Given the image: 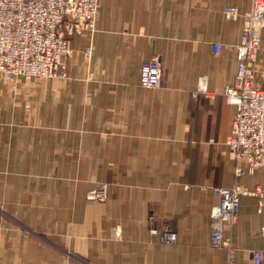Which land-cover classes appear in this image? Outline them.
Masks as SVG:
<instances>
[{
    "label": "crops",
    "instance_id": "crops-1",
    "mask_svg": "<svg viewBox=\"0 0 264 264\" xmlns=\"http://www.w3.org/2000/svg\"><path fill=\"white\" fill-rule=\"evenodd\" d=\"M251 1L99 0L92 30L65 32L63 75L0 73V264H229L210 243L215 188L264 184V167L235 179L227 147ZM153 56L160 85L143 87ZM103 183L104 201L86 198ZM257 200L224 226L235 264L264 248Z\"/></svg>",
    "mask_w": 264,
    "mask_h": 264
},
{
    "label": "built area",
    "instance_id": "built-area-1",
    "mask_svg": "<svg viewBox=\"0 0 264 264\" xmlns=\"http://www.w3.org/2000/svg\"><path fill=\"white\" fill-rule=\"evenodd\" d=\"M99 0H0V73L7 79L24 77H54L63 75V57L71 55L65 32L81 34L92 30L98 16ZM227 18H236L239 10L227 5L222 9ZM240 41L237 46L238 65L234 84L224 87L227 100L236 106L227 139L229 154L236 161L235 179L264 167V47L260 32L264 27V0H252L250 10L243 17ZM220 45L214 43L218 53ZM259 75L263 80H256ZM161 67L157 57L142 61L139 84L154 88L160 85ZM219 203L210 212V243L227 247L229 264L233 250L224 239V226L232 225L238 215L239 197H257V210L264 213V184L246 189L239 184L215 188ZM107 185L90 189L86 198L102 202ZM264 235V225L261 227ZM163 241L173 242L168 233ZM249 264H264V248L250 251Z\"/></svg>",
    "mask_w": 264,
    "mask_h": 264
},
{
    "label": "rangeland",
    "instance_id": "rangeland-1",
    "mask_svg": "<svg viewBox=\"0 0 264 264\" xmlns=\"http://www.w3.org/2000/svg\"><path fill=\"white\" fill-rule=\"evenodd\" d=\"M22 78H24V77H22ZM24 79H26V78H24ZM10 80H13V79H10ZM88 192V191H87Z\"/></svg>",
    "mask_w": 264,
    "mask_h": 264
}]
</instances>
